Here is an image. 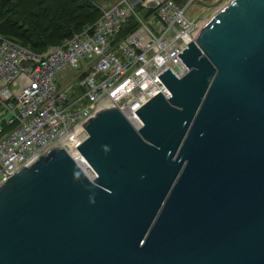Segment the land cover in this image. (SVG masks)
<instances>
[{
    "label": "water",
    "instance_id": "1",
    "mask_svg": "<svg viewBox=\"0 0 264 264\" xmlns=\"http://www.w3.org/2000/svg\"><path fill=\"white\" fill-rule=\"evenodd\" d=\"M136 130L101 101L0 184V264H264V0H229Z\"/></svg>",
    "mask_w": 264,
    "mask_h": 264
},
{
    "label": "built area",
    "instance_id": "2",
    "mask_svg": "<svg viewBox=\"0 0 264 264\" xmlns=\"http://www.w3.org/2000/svg\"><path fill=\"white\" fill-rule=\"evenodd\" d=\"M194 1L118 0L43 53L0 37V184L101 101L111 100L137 130L135 110L158 92L170 95L158 75L189 70L178 55L203 25L185 13ZM130 17L136 25L123 35Z\"/></svg>",
    "mask_w": 264,
    "mask_h": 264
},
{
    "label": "trees",
    "instance_id": "3",
    "mask_svg": "<svg viewBox=\"0 0 264 264\" xmlns=\"http://www.w3.org/2000/svg\"><path fill=\"white\" fill-rule=\"evenodd\" d=\"M63 1L72 3L71 7H74L73 4L76 3L80 13L77 15L74 11L77 8H70L65 13L67 16L60 15L59 12L65 8L60 0H27L25 2L23 0H0V35L5 37L12 33L10 37L17 38L19 41L6 38L35 53H43L50 46L58 45L71 38L75 33L82 31L100 15L98 8L91 7L90 0ZM138 8L141 9L140 6ZM17 16H21L23 20L16 18ZM68 18L70 19L68 20ZM135 25L134 18L130 17L122 34L130 32ZM53 42L59 43L52 44Z\"/></svg>",
    "mask_w": 264,
    "mask_h": 264
},
{
    "label": "rangeland",
    "instance_id": "4",
    "mask_svg": "<svg viewBox=\"0 0 264 264\" xmlns=\"http://www.w3.org/2000/svg\"><path fill=\"white\" fill-rule=\"evenodd\" d=\"M23 1L25 2L27 0H23ZM60 1L62 2V4L65 5V8L62 9L63 12L62 11L59 12L60 15L65 14L67 11L70 10V8L71 9L77 8L76 3L73 4L74 7H71L72 3H67L66 1H63V0H60ZM90 1H91V7H93V8L96 7L100 11L101 8H105V7L109 6L110 4H113L114 2H116L118 0H90ZM186 1L187 0H181V3L184 5L186 3ZM228 1L229 0H199V2L194 1L190 5L186 6L185 13L189 16V18H191V19L198 18L199 22L201 24L202 23L204 24L207 21V19H209L219 8L224 6V4H226ZM88 8H90V7L88 6ZM81 10H83V9L81 8ZM136 10L141 15L143 14L142 9H139L138 6H136ZM74 11H75V14H77V15L80 13L79 8L75 9ZM65 15L67 16V14H65ZM52 16H54V15H52ZM16 18L23 20V18L21 16H17ZM69 19L70 18H68V20ZM10 36H12V33H11V35H7L5 37H4V35H0V37H4V38L8 37V38L15 39V40L19 41V39L12 38ZM65 41L66 40H64L63 42H65ZM20 42H22V41H20ZM55 43H59V42H53L52 44H55Z\"/></svg>",
    "mask_w": 264,
    "mask_h": 264
}]
</instances>
